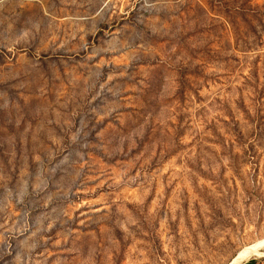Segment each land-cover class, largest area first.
Listing matches in <instances>:
<instances>
[{
  "label": "rangeland",
  "instance_id": "obj_1",
  "mask_svg": "<svg viewBox=\"0 0 264 264\" xmlns=\"http://www.w3.org/2000/svg\"><path fill=\"white\" fill-rule=\"evenodd\" d=\"M264 264V0H0V264Z\"/></svg>",
  "mask_w": 264,
  "mask_h": 264
},
{
  "label": "bare ground",
  "instance_id": "obj_2",
  "mask_svg": "<svg viewBox=\"0 0 264 264\" xmlns=\"http://www.w3.org/2000/svg\"><path fill=\"white\" fill-rule=\"evenodd\" d=\"M259 245L251 246L250 248L246 249L239 255V264H242L244 261L248 260L251 256L258 253ZM238 264V263H237Z\"/></svg>",
  "mask_w": 264,
  "mask_h": 264
},
{
  "label": "trees",
  "instance_id": "obj_3",
  "mask_svg": "<svg viewBox=\"0 0 264 264\" xmlns=\"http://www.w3.org/2000/svg\"><path fill=\"white\" fill-rule=\"evenodd\" d=\"M245 264H254V260L249 261V262H247V263H245Z\"/></svg>",
  "mask_w": 264,
  "mask_h": 264
}]
</instances>
